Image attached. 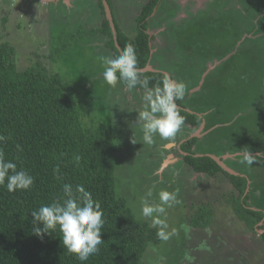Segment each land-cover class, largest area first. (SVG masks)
<instances>
[{"label": "rangeland", "instance_id": "374dc122", "mask_svg": "<svg viewBox=\"0 0 264 264\" xmlns=\"http://www.w3.org/2000/svg\"><path fill=\"white\" fill-rule=\"evenodd\" d=\"M52 1L0 0V46L15 48L19 70L41 61L63 76L65 90V80L72 82L83 112L92 113L86 118L114 131L116 194L138 220L152 226L140 213L143 199L158 204L161 190L176 194L178 203L166 207V222L177 233L148 244L142 264H264V221L251 230L247 212L264 218V0H165L162 41L168 45L156 44L159 37L152 42V63L192 89L197 102L189 105L212 126L196 141L195 156L236 157L226 163L245 173L246 198L230 181L202 175L185 162L179 147L191 127L181 126L171 140L156 136L152 145L143 143L136 112L143 93L136 97L122 82L112 87L101 78L102 58L111 57L104 38L93 31L101 11L90 0ZM130 1L113 0L128 36L134 32ZM243 149L257 157L253 165L236 155ZM207 212L211 224L197 226Z\"/></svg>", "mask_w": 264, "mask_h": 264}, {"label": "trees", "instance_id": "16d2710c", "mask_svg": "<svg viewBox=\"0 0 264 264\" xmlns=\"http://www.w3.org/2000/svg\"><path fill=\"white\" fill-rule=\"evenodd\" d=\"M151 1L153 3L143 11L141 22L159 2ZM98 6L103 13L101 1ZM104 27L102 32L111 35L108 21ZM99 29L94 28V33ZM146 37L141 33L135 41L118 33L120 49L127 44L134 46L140 70L148 63ZM106 46L115 53L113 57L119 54L113 38ZM16 55L9 43L0 46V135L6 137L0 150L6 159L16 162L18 168L29 170L34 185L28 191L14 193L0 187V264H142L148 244L161 239L157 237V227L138 220L126 200L116 194L115 161L119 148L114 131L86 118L92 113L83 112V101L75 98L72 82L65 80L69 84V90H65L63 76L50 71L41 61L19 70ZM142 73V78H148L149 87H154L161 79V74ZM192 118L197 126L199 120ZM17 145L22 151H17ZM76 156L80 157L79 162ZM184 160L194 171L212 177L221 170L209 158L195 156L194 152ZM231 179L240 198L245 196L247 182ZM64 183L83 184L100 203L103 212L102 244L98 246L99 251L84 262L64 249L58 230L42 238L33 231L31 212L61 196ZM247 212L251 216L248 226L254 230L264 219L263 215L250 209ZM204 216L206 222L202 219L197 226L211 224V214L201 215ZM262 239L264 241V235Z\"/></svg>", "mask_w": 264, "mask_h": 264}, {"label": "clouds", "instance_id": "9594fccd", "mask_svg": "<svg viewBox=\"0 0 264 264\" xmlns=\"http://www.w3.org/2000/svg\"><path fill=\"white\" fill-rule=\"evenodd\" d=\"M118 53L115 57L102 58L104 68L101 78L112 87L122 82L128 90L138 85L143 89L142 104L136 110L143 143L152 145L156 136L162 140L173 139L184 124L185 118L180 115L177 101L185 97V83L165 72L161 74L160 81L154 87H149L148 78H142L143 73L137 67L134 46L127 44L123 49L118 50ZM5 140L6 137L0 135V144ZM17 151H22L19 145ZM236 155L242 157L249 165H253L257 158L252 156L248 149L238 151ZM224 157L231 156L224 155ZM75 160L79 162L80 157L76 156ZM33 185L34 177L29 170L18 168L17 163L6 159L3 150H0V187H5L9 193H14L28 191ZM151 195L152 193L149 192L148 196ZM158 197V204L151 203L147 198L143 199L140 213L144 218L151 219L153 227H157V237L167 241L177 233V230L173 228L168 231L166 207H171L178 201L175 193L166 190H161ZM30 215L33 217L32 225L36 236L42 238L43 235L58 230L62 236L64 249L79 261H87L99 251L105 220L100 203L93 199L92 193L86 190L83 184L73 186L64 183L61 196L49 204H42ZM181 228L185 233L190 231L188 225H181ZM187 258L191 260V257Z\"/></svg>", "mask_w": 264, "mask_h": 264}, {"label": "flooded vegetation", "instance_id": "af4514ba", "mask_svg": "<svg viewBox=\"0 0 264 264\" xmlns=\"http://www.w3.org/2000/svg\"><path fill=\"white\" fill-rule=\"evenodd\" d=\"M99 1H101L104 10H103V13L100 10L101 12L96 15L97 16L96 21H98L99 19H100V21L98 24L95 23V25H96L95 28L96 29L100 28L99 29L100 31H98L99 33H97V34H100L104 38L103 40H104L105 44L103 46V49L106 48V50H109V54H111V57H113V55L115 53L109 47L106 46V43H108L113 38L116 42L117 48L120 49V46L118 44V41H119L118 33L119 32L124 34L127 38L135 40V41H136L137 36L139 34L144 33L147 36L146 38H147L148 43H149V51H148L149 56H148V61H147L148 63L146 65V67L143 70H141V72H152L153 74H155V73L156 74H162V73L166 72L172 78L177 79L174 74H172V73H170V72H168L162 68H159L156 66V64L152 63V60H153L152 57L157 51V48L156 47L154 48L152 46V42H154L156 40V38L159 37V38H161V40L158 39L159 41H156V44L161 43L162 47L166 44L165 40L162 41L163 33L166 30L167 19H168V18L162 17L163 10H165V8H166L165 7L164 9H162V5L164 4L165 0H159L158 4L153 8L151 13L148 16H146L142 22H141V19L143 18V11L146 9L147 6L152 4L153 1H151V0H131L129 2V7H128L129 8V14L128 15L130 16L131 20L133 21V25L131 28L134 30L132 36H128V33L124 30L123 25L121 23L119 24V22L117 21L116 14L118 15V12H117V10L115 11V8H114L115 2H113V0H90V3L93 4L94 5L93 7L96 9L97 7H99L98 6ZM136 1H138V2H136ZM51 2H53V1L51 0ZM96 3H97V6H96ZM105 4L110 9L111 19L109 18L108 14H107ZM65 5L67 7V4H65ZM196 15L197 14H195V16ZM200 18L201 17L197 16L194 19L199 20L201 22ZM184 19H185V17H184ZM158 20H160V21L158 22ZM106 21L109 22V25L111 27V35L112 36L109 33H106V32L103 33L102 32L103 28H105L104 24L106 23ZM190 21H191V19H190ZM155 23H159V25L156 26ZM153 28H154V30H153ZM263 33H264V31H263ZM157 35H159V36H157ZM167 42H169V41H167ZM166 45H168V44H166ZM178 61H179V59H178ZM198 89L199 88H197V87L195 88V90H198ZM134 91H137L135 93L136 97L140 96V94H139L140 92L143 93V89L138 88V87L134 88L133 92ZM191 93H192V89H190V90L188 89L186 91L184 99L180 100V102L177 101V104L180 108V115L185 118L184 124L182 126L191 127V129H193V133L191 135H188L187 137H185L184 138L185 140L182 139L181 145L179 147L180 151H181L182 155H184V157L186 154L190 155L193 152V149H194L196 143L191 144V142H193L194 140L198 141L200 139L205 138L206 136H208L210 134L209 131L212 128V126L209 127V123L207 122V120L204 117L205 113L200 111V110L193 108L194 106L189 105L190 103H193V102L196 103L197 102L195 100L196 96L193 97V95H195V94H191ZM192 117H196V119L199 120L198 125L196 124L197 126H195V124H193L194 118H192ZM184 147L186 149H184ZM197 156H199L201 158H209L211 160V162L215 163L216 165H219V167L221 168V170L217 173V175L215 177L214 176L212 177L207 173H203L202 175L209 176L212 179H214L216 177H223V179L230 181L231 184H233V185H234V183H233L231 177L239 178L241 180H244L243 178H245L244 177L245 173L239 171L236 168V165L234 167H229L228 164L226 163L227 159L236 158V157H232V156L231 157H224V156L223 157H217V155H213L211 153H200ZM234 187H235V185H234ZM247 192H249V189ZM247 192L245 194V198H246ZM263 221H264V219L261 222H263Z\"/></svg>", "mask_w": 264, "mask_h": 264}, {"label": "water", "instance_id": "95a60500", "mask_svg": "<svg viewBox=\"0 0 264 264\" xmlns=\"http://www.w3.org/2000/svg\"><path fill=\"white\" fill-rule=\"evenodd\" d=\"M44 1H51V0H44ZM105 7H106V10H107V14L109 16V18L111 19V16H110V9L109 7H107V5L105 4Z\"/></svg>", "mask_w": 264, "mask_h": 264}]
</instances>
